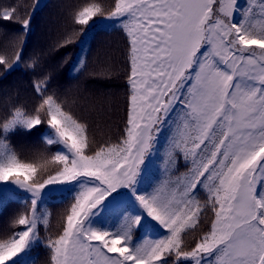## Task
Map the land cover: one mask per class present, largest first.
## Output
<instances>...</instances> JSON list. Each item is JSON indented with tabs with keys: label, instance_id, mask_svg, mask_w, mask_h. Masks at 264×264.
Instances as JSON below:
<instances>
[{
	"label": "snow or ice",
	"instance_id": "6c2138e0",
	"mask_svg": "<svg viewBox=\"0 0 264 264\" xmlns=\"http://www.w3.org/2000/svg\"><path fill=\"white\" fill-rule=\"evenodd\" d=\"M39 7L36 0L19 19L14 56L0 49L5 74L19 67ZM257 8L241 9L240 0L86 4L74 24L108 21L125 37L124 127L115 141L90 140L88 122L52 88L50 73L33 82L37 103L0 112V190L15 186L24 194V211L13 221L23 228L0 238V264H21L22 254L40 244L51 264H264V0ZM16 12L5 10L0 20H17ZM85 31L66 32L57 50ZM84 63L81 57L71 70ZM41 125L47 155L37 164L11 139ZM164 132V177L144 190ZM53 192L70 193V203L61 230L42 236L38 225L48 224V214L39 208ZM113 205L138 210L109 227L100 217ZM205 216L209 226L186 245L184 236ZM145 228L166 231L141 242Z\"/></svg>",
	"mask_w": 264,
	"mask_h": 264
},
{
	"label": "trees",
	"instance_id": "16d2710c",
	"mask_svg": "<svg viewBox=\"0 0 264 264\" xmlns=\"http://www.w3.org/2000/svg\"><path fill=\"white\" fill-rule=\"evenodd\" d=\"M36 0H0V13L5 10H17V20H0V49L10 56L19 50L20 18H26L32 12ZM95 0H39L40 7L32 18L31 31L27 36L22 61L19 67L5 74L0 69V112L11 106L26 105L31 107L38 102L33 82L45 73L53 77L51 86L77 116L85 119L90 126V140L95 142L115 141L125 123L127 109V88L125 87L126 41L123 34L110 22L99 20L89 26L74 24L75 15ZM260 0H240V7L251 6L254 11ZM111 0H103L108 8ZM240 19L239 16L236 17ZM74 28H85L80 40L67 48L57 50L56 45L66 32ZM259 51V50H257ZM71 53V59L65 58ZM84 58V66L73 71L80 58ZM35 59V69L28 67ZM108 70L111 78L103 74ZM46 125L38 130L19 132L11 143L22 158L29 162L43 164L46 158V142L44 133ZM164 132L159 137L160 154L154 155L153 162L144 174L142 189L150 191L164 177L162 155L166 147ZM95 143L93 147H95ZM43 154V155H42ZM55 165L49 164L48 170ZM183 171V167L180 169ZM203 195V193H201ZM68 192L51 193L40 206L39 211L47 213L48 224H39L42 236H55L61 230L62 216L70 203ZM24 194L17 190H5L0 195V238L9 237L23 226L13 221L24 211ZM138 209L132 206L114 205L102 212L100 219L106 226L118 225L124 217L135 214ZM204 223L195 232L189 231L184 236L185 244L191 245L200 232L209 226V217H203ZM48 229L47 231L45 229ZM166 231V230H164ZM159 228L140 230V241L152 240L164 235ZM21 264H51L50 252L40 244L28 253L22 254ZM180 264L187 262L180 261Z\"/></svg>",
	"mask_w": 264,
	"mask_h": 264
},
{
	"label": "rangeland",
	"instance_id": "374dc122",
	"mask_svg": "<svg viewBox=\"0 0 264 264\" xmlns=\"http://www.w3.org/2000/svg\"><path fill=\"white\" fill-rule=\"evenodd\" d=\"M5 190H16L15 186H10L4 190H0V195L2 194V192H4ZM20 192H22V190H20ZM23 193V192H22ZM53 193H58V192H53ZM114 206V205H113ZM109 255H113V254H109Z\"/></svg>",
	"mask_w": 264,
	"mask_h": 264
}]
</instances>
